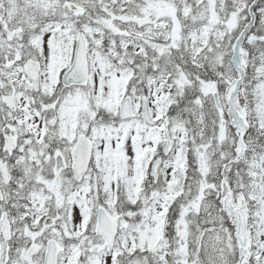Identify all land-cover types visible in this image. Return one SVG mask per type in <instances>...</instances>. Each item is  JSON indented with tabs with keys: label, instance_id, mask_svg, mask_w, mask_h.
Here are the masks:
<instances>
[{
	"label": "snow or ice",
	"instance_id": "1",
	"mask_svg": "<svg viewBox=\"0 0 264 264\" xmlns=\"http://www.w3.org/2000/svg\"><path fill=\"white\" fill-rule=\"evenodd\" d=\"M0 264H264V0H0Z\"/></svg>",
	"mask_w": 264,
	"mask_h": 264
}]
</instances>
